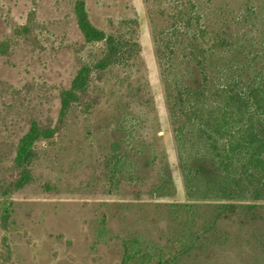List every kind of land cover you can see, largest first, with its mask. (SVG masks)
Masks as SVG:
<instances>
[{
	"label": "rangeland",
	"instance_id": "1",
	"mask_svg": "<svg viewBox=\"0 0 264 264\" xmlns=\"http://www.w3.org/2000/svg\"><path fill=\"white\" fill-rule=\"evenodd\" d=\"M85 1L93 24L108 33L120 30L123 19L137 21L141 59L94 79L60 122L62 91L99 47L85 40L74 0H0V264H121L131 237L155 259L182 258L175 264H264V252L253 249L254 234L261 232L249 234L235 217L223 220L228 227L218 243L180 253L187 216L178 215L173 203L190 198L147 0ZM161 1L160 19L166 20L171 0ZM122 112L138 118L131 147L148 146L145 158L154 163L145 166V158L131 151L128 171L117 182L108 162ZM34 122L55 128V137L39 143L31 180L19 189L7 187L3 196L4 186L20 176L17 145ZM167 172L174 188L153 193ZM202 201L204 211L209 200ZM203 221L202 214L194 228Z\"/></svg>",
	"mask_w": 264,
	"mask_h": 264
},
{
	"label": "trees",
	"instance_id": "2",
	"mask_svg": "<svg viewBox=\"0 0 264 264\" xmlns=\"http://www.w3.org/2000/svg\"><path fill=\"white\" fill-rule=\"evenodd\" d=\"M160 1L147 0L149 17L190 198L173 203L178 215L187 216L180 253L218 243L228 227L223 220L234 217L243 220L249 234L261 232L254 234L258 241L253 249L264 252V0H171L166 20L160 19ZM74 11L85 40L100 53L85 59L62 91L60 122L94 79L114 66H137L142 53L135 19L121 20V29L108 33L93 24L85 0H74ZM117 121L108 164L118 182L128 171L129 153L145 158L149 147H131L138 118L122 112ZM55 132L34 122L20 138L15 157L20 176L4 186L3 196L9 194L7 187L19 189L31 180L39 143H51ZM152 162L145 158L144 165ZM164 165L166 169L168 163ZM171 188L167 172L152 192L164 195ZM205 199L203 211L204 201L198 200ZM202 214L203 223L194 228ZM179 259H155L139 238L131 237L124 243L121 264H175Z\"/></svg>",
	"mask_w": 264,
	"mask_h": 264
}]
</instances>
